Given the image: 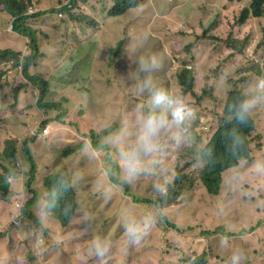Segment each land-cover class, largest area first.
<instances>
[{
  "label": "rangeland",
  "instance_id": "374dc122",
  "mask_svg": "<svg viewBox=\"0 0 264 264\" xmlns=\"http://www.w3.org/2000/svg\"><path fill=\"white\" fill-rule=\"evenodd\" d=\"M110 1L55 0L53 5L47 1L41 12L43 16L30 20L31 25H40L42 32L50 34L42 35L37 42L41 53L36 68L30 69L33 79L30 82L49 84L44 99L46 104L55 107V101L59 102L62 96L74 99L72 108L67 109L63 117H59L57 109H35L37 94L26 85L22 99L17 102L12 86L22 79L17 71L8 73V65L0 68L4 70V74H0V154L7 151L4 143L7 139L15 140L16 164L26 172L30 166L22 142L31 140V133L37 130L38 136L28 144L35 165L29 187L36 194L35 202H42V184L49 174L64 175L67 179L76 175L84 177L91 167V177L98 183L100 173L93 166L104 152L96 149L97 144L104 141L111 145L131 130H141L142 122L125 121L129 115L126 110L129 100L119 107L110 106L101 102L96 94L94 83L97 82L108 91L119 89L113 80L91 78L92 73L110 74L114 65L128 78L134 76L137 84H131L125 90L136 100L139 92L148 95L142 97L151 111V90L155 88L166 90L190 107L197 101V105L191 107L193 116L183 125L178 127L168 123L160 130L156 150L140 154L134 173L125 168L120 152H113L120 165L119 177L131 186L132 195L150 198L166 189L178 165L195 156V152H190L193 134L194 138H199V133L205 132L201 127H218L230 101L226 100L227 96L231 97L229 90L236 89V83L242 78L246 79L240 83L241 94L251 105L247 114L254 120L249 139L251 155L223 173L217 196L209 195L198 181L185 187L176 199L171 198L159 207L160 215L167 216L175 230L181 232H163L154 225L157 211L149 217L152 208L144 210L118 191L94 198L82 183L85 191L79 205L84 211L78 208L71 216L62 232V238H66L64 242L56 246L38 231L18 236L24 228L21 226L0 250V264H34L29 258H34L37 264H67L78 251L91 258V264H191L193 253L200 255L204 251L207 253L206 264H232L237 253L240 254L238 264H264V88L257 87L264 80V74L262 78L258 77L259 74L250 69L255 64L251 62L252 57L255 61L261 58L255 49L264 44V15L249 18L243 26L221 22L215 29L206 22L203 27L209 41H202L199 36L203 31L199 27L192 31L179 22L186 7L193 9L191 14L202 7V4L194 5V0H145L140 8H135L136 15L127 9L114 18H109L106 13ZM227 4L226 0H213L209 7L220 10ZM82 18H91L94 27L79 22ZM138 19L143 22L135 31L132 24ZM129 24L131 29L126 32ZM107 27L111 28L108 40L103 36ZM225 27L232 36L218 46L210 36L225 37ZM116 29L118 34H115ZM3 35L4 39L1 38ZM193 40L199 42L190 50L194 60L187 70L195 78L193 95L196 100L189 95L182 96L177 89L179 85L172 82L179 67L173 54ZM11 43L5 29L0 27V51L12 46ZM97 47L100 48L98 52ZM261 54L262 60L258 61L257 67L264 73V46ZM145 65H149L148 71L144 70ZM145 81L150 82L148 88L141 87ZM62 87L68 91L61 94ZM83 87L86 92L81 91ZM121 91L122 87L118 93ZM79 103L83 112L80 116L76 108ZM155 111L162 112L163 109L156 108ZM168 119L170 121V117ZM44 120H48V124L38 131ZM43 130H48V134L41 137ZM78 142H82L92 156L84 155L79 161L76 153L70 152L69 166L63 174L61 170L67 164L61 150L65 146L73 148ZM201 166L203 163L199 164ZM11 169L12 164L0 162V174ZM26 179L21 181L23 185L20 182L14 185L8 199L0 197V230H6L11 220L7 203L15 202L19 206L29 196L24 186ZM149 220L156 229L150 240L141 238L135 245H130L123 224L134 221L146 225ZM219 228L236 236L226 241L219 234H207ZM153 237L156 239L152 241ZM82 239V245L74 248ZM96 239H103L110 245L104 257H96L90 250ZM3 243L0 242V246Z\"/></svg>",
  "mask_w": 264,
  "mask_h": 264
},
{
  "label": "trees",
  "instance_id": "16d2710c",
  "mask_svg": "<svg viewBox=\"0 0 264 264\" xmlns=\"http://www.w3.org/2000/svg\"><path fill=\"white\" fill-rule=\"evenodd\" d=\"M70 2H74L75 0H69ZM213 0H194V5L202 4V7L198 10H194L195 14H191L190 11L193 9L190 7H186V13L179 20L180 23L184 25L185 28H191L193 31L195 27H199L203 33L199 36L202 41L207 40L205 37V27L203 24L207 22V24L213 26L215 29L217 25L221 22L227 25V23H231V25L243 26L245 22L249 18L257 19L264 15V0H229L226 6H223L220 10H212L209 6ZM145 0H120L114 1L113 7V17L119 16L127 9H129V13L136 15L135 8H140L144 4ZM47 4L45 0H0V27H8L9 22L11 21L12 31L11 37L14 39H20L22 42V48H4L0 51V61H4L7 57V61H12L17 66L22 63V74H27L29 65L28 60H31V67H35V60L39 56L38 47L36 45V35L35 32L31 28V22L29 17L26 15L27 8L37 6L40 10L43 9ZM62 10H68L66 8H62ZM52 13V12H51ZM198 14V16H196ZM43 16L41 12H37L31 15L33 19ZM76 20V19H74ZM79 22H86L87 26L94 27L95 22L91 18H82L79 19ZM142 19H138L136 23L132 24L133 30H138V24L142 23ZM37 31L41 35L49 36V33L42 32L40 25H35ZM40 27V28H39ZM66 27H70L67 25ZM54 29V25H52ZM110 27H107L103 33L105 39L111 38ZM131 29V25L129 24L126 32H129ZM226 31V27L224 28ZM81 32H85L84 29H81ZM115 34H118V30H115ZM232 32L226 31L225 37L214 35L210 36L211 40L218 44V46L223 43L222 41L227 38H231ZM209 41V40H207ZM199 40L190 41L188 44L178 49V51L173 54L174 59L179 63V67L177 72L172 78V82L174 80L173 85H179L177 89L181 91L182 96H192L197 99L193 95V89L195 85V78L191 74L189 70H187V66H189L194 57L190 54V50L197 44ZM16 40H12V44H17ZM264 44L257 47L255 50L257 51V56L260 55L261 58L258 61L262 60L261 50ZM230 47L233 48V43H230ZM99 47H97V52L99 51ZM243 48L241 49V51ZM23 55L24 58L20 61V56ZM32 55V56H31ZM255 61L252 57L251 62L255 63L250 66V69L259 74L258 77H263L264 73H261V70L257 67L260 63ZM30 67V68H31ZM261 73V74H260ZM0 74H4V70L0 69ZM32 76V75H30ZM92 79H106L108 81L113 80L117 87L127 88L131 84H137L134 79V76H128L126 74H122L120 70L111 71L110 74L106 75L104 73H92ZM246 78H242L239 82L236 83V89H230L229 93L232 96V99L228 102L227 108L223 112L222 119L223 121L218 125L217 128L212 127H201L200 129H204V133H199L201 136L198 138H194L193 134V147L190 152H195V156L189 158V162L184 161L180 163L175 171V176L173 180L168 184L166 189L168 191L178 190V192L173 195V199H176L183 189L192 183L198 182L202 187L205 188L206 191L211 193L213 196H217L220 192V183L222 180L223 173L238 164L239 161L243 159H247L251 155V149L249 147L250 136L254 130V120L251 116L245 113V120L241 122L237 119V112L240 109L241 105L246 102L244 95L241 94V81H244ZM33 79L29 77V83L33 84L37 91V107L44 110L49 109H57L59 111V117H63L66 113L67 109L72 108L74 99L69 97H64L59 100V102L54 103L55 107L52 104H46L45 94L48 90L49 84L45 81H39L36 85L32 83ZM94 87L97 89L96 94L101 102L110 106H121L126 100L130 102L139 104L146 108L148 113L151 111L148 109L147 104L143 101V97H147L148 95L143 92L137 93V100L131 98L129 94L124 91L118 93L119 89L108 91L105 87H102L98 82L94 83ZM85 91V88L83 87ZM66 87L61 88V94L67 92ZM86 92V91H85ZM143 103L145 105H143ZM80 108L81 104H77ZM197 101L191 105V107L196 106ZM118 106V107H119ZM77 107V106H76ZM128 109H131L132 106L128 104L126 106ZM82 112V107L80 110ZM125 121H130V115L127 116ZM48 124V120H44L39 126L38 131H41L45 125ZM212 128V129H211ZM203 134V135H202ZM209 135V137H208ZM208 137V139H207ZM207 139V140H206ZM8 141L4 142L7 144V151L0 154V162L3 160L7 163H12L16 159V141L12 139H7ZM28 142H31L28 139H25L22 142L23 152L26 156L27 162L31 166L30 174L32 175L34 172V160L31 156V153L28 149ZM200 143L198 149L196 151L197 144ZM81 146L80 144L77 145ZM76 147V148H77ZM76 148H71L70 146H65L61 150L67 165L63 167L61 172L64 174L68 165V158L70 157V152H75L81 161L84 158V155L79 154ZM96 149L99 152H105L99 161L94 163V168L97 170V173H100V179H98V183L95 182V178L91 177V167L85 171L84 177L73 176L71 179H67L61 175H53L50 174L45 179L42 184L43 196L41 200L44 203V206L41 208V205L36 201V194L34 191L28 188V192L30 193L24 201H21L18 209L15 208V202H8L7 207L9 208L8 217H11V220L6 228V230H0V242H3V245L0 246V250L2 247L10 242L11 236L15 233V230H20L21 226L24 228L18 233V236L27 234L31 231H38L41 236L46 237L51 242L55 243L56 246L58 243H62L66 240V238H62L63 229L66 228L68 221L71 216L80 208L84 211L83 207L79 205V199L82 197L85 188L81 185L84 183V187H87L92 192V197L104 196L107 192H120L122 196L127 197L132 204L141 206L142 209L152 208L149 213V217L153 215L154 211L159 209L158 206L153 204V200L151 198H141L137 195L131 194V186L126 182L120 179L119 177V164L117 162V158L113 154V151L117 149V145L115 143L109 145L108 143L101 141L97 144ZM203 163V166L199 167V164ZM85 168L87 166L83 165ZM98 166H108L106 172H102L98 169ZM32 179L28 181L27 185L29 186ZM0 190H3L5 193L4 199H8L10 193L7 191V187L4 185L2 179L0 178ZM41 208V209H40ZM153 220V218H152ZM152 220L147 222L146 230H144L141 238L146 241L150 240V237L154 234L156 230L152 226ZM144 225V224H143ZM154 225L159 226L163 232L177 231L181 232L182 230H175V225L170 222L167 216L155 214L154 217ZM53 227V229L51 228ZM192 228H187L186 230H191ZM79 234V233H78ZM210 235H221V237L226 240L229 238H233L232 236H236L234 233H227L224 229L219 228L217 230H212L207 232ZM17 235V234H16ZM156 238L153 237L152 241ZM82 240L77 242V245L74 246L76 248L78 245H82ZM227 241V240H226ZM228 247V244H227ZM215 250V248L212 246ZM73 257L67 264H89L91 258H89L83 252H75L72 255ZM207 253L204 251L200 255L193 253V260L191 264H206ZM29 261L35 263L36 260L34 258H29ZM77 261V262H76ZM43 263V262H42ZM40 263V264H42ZM136 264H138L136 262Z\"/></svg>",
  "mask_w": 264,
  "mask_h": 264
},
{
  "label": "clouds",
  "instance_id": "9594fccd",
  "mask_svg": "<svg viewBox=\"0 0 264 264\" xmlns=\"http://www.w3.org/2000/svg\"><path fill=\"white\" fill-rule=\"evenodd\" d=\"M45 1H49L53 5L55 0H45ZM114 1H117V0H111L109 7L106 11L107 16L109 18H114L113 17ZM121 1L122 0H120V2ZM226 1H227V3L229 2V0H226ZM43 9L40 10L37 6L29 7V8H27L26 15L29 17L30 20H32L33 18L31 17V15L34 13H37V12H42ZM11 21H12V19H11ZM11 21L9 22V25L7 28L6 27H3V28L5 29V33L9 36V39L16 40L18 43L15 45L11 43L12 46H10L9 48H12V47L22 48L21 40L20 39H14L11 37V34L13 33ZM31 28L35 32L36 45H37V42L40 40V38H42V35L37 31L35 25L34 26L31 25ZM4 37L5 36L3 35L1 38L4 39ZM37 47H38V45H37ZM40 53H41V51L38 47L37 56L40 55ZM8 58L9 57H7L4 61H0V68L4 67L5 65H8V73L12 74L14 71H17L18 77L22 79V81L20 80L19 82H17L16 84H14L12 86L13 98L17 102H19L22 99V95L24 94L23 92L26 90L25 85L27 87L29 86L37 94L36 99L34 101V108L40 109L37 107L38 91L33 84L27 82L29 77H31L30 75H32L29 73L30 69H35L36 66L31 67V65H30L31 60L29 59L27 64L31 67V68L29 67V69H28V73L30 75H27V74L23 75L22 74V66H23L22 63H20L16 66L15 63H13L12 61H7ZM23 58H24V56L21 55L19 58L20 61H22ZM37 58H36V60H37ZM36 60H35V65H36ZM151 66L154 67V65H151ZM148 68H149V65L144 66L145 71H148ZM114 70H120V69H118L117 65H114L113 71ZM2 78H4V76H2ZM149 85H150V82L145 81V82H143L141 87L142 88H148ZM257 87L264 88V80L260 81L259 84L257 85ZM81 91L85 92L83 89ZM122 91L127 93V91L125 90V87H123ZM231 99H232V96L231 97L227 96V98H226V100H231ZM150 103L152 105L153 110L150 111L149 113L145 107H143L139 104H136L133 102L128 103L132 106L131 109H128L126 107V110L129 112L130 119L132 121H135L136 123L142 122L141 130H131L129 134H127L124 137L117 139L116 141L113 142L117 145V149L113 152H120V156H121L122 161L124 162L125 168H127L129 170V172H132V173H134L137 169V165L139 162V156L141 153L148 154V153L154 152L156 150V148L158 146L157 145L158 136H159L160 130L162 128H164L168 123H172V124L179 127V126L183 125V123L187 119H189L193 116V110L191 109L190 106L186 105L183 102V100L169 95V93L162 88H155V89L151 90ZM250 106L251 105L247 102L241 105L240 109L237 112V119L238 120H240L241 122H244L245 113L247 112V110ZM76 108H77V113H79L78 116H80L81 108H79L78 105ZM156 108H161V109H163V111L157 112V111H155ZM42 110H44V109H42ZM133 111H134V114H133ZM0 113H2L1 110H0ZM168 117H170V121H169ZM47 134H48V130H47L46 134H43V131H42V134H40V135L42 137V136H46ZM37 136H38V132H37V130H35L31 133L30 139L33 140V138L34 137L36 138ZM28 143H30V142H28ZM78 144H80L81 146L77 147ZM73 148H76L78 150V152H83L82 155H86V157H88V158L92 156L91 152H88V150L84 149L82 142H78L75 145V147H73ZM28 149H29L31 156L33 158L32 150L29 147H28ZM16 152H17V150H16ZM74 154H75V152H74ZM101 156H100V158H101ZM16 157H17V155H16ZM99 159L97 160V162L99 161ZM26 162H27V160H26ZM9 164H12V169L8 170L6 173L0 174V178L2 179L4 185L7 187V191L10 193L12 191L14 185L17 182H20V184L23 185V183H21V181L25 177H27L26 181L24 182V186H26V188H25L26 192L29 193L28 188L32 184V181H31L30 185L29 186L27 185L28 181L31 178V174H30L31 166H30V164L28 163L30 167L26 172L23 169L22 170L19 169V165L16 164V159H15V161H13L12 163H9ZM107 167L108 166H98V169L102 172L108 173L106 171ZM234 167H231V168H234ZM93 168H94V166H93ZM231 168H229V169H231ZM119 169H120V165H119ZM229 169H227V170H229ZM177 192H178V190L168 191L167 189H165L164 191L160 192L157 195L151 196L150 198L153 200L154 205L161 207L167 202V200L173 198L172 196L175 195ZM206 192L209 195H211V193H209L208 191H206ZM5 196L6 195L3 192V190H0V197L4 198ZM211 196H213V195H211ZM39 204L41 205V208L44 206L43 201ZM18 207L19 206L15 204V208L18 209ZM155 214L157 216L160 215V213L158 211ZM122 227H123V230L128 237L129 244L135 245L141 239L144 230H146L147 225H142L140 223L132 221V222H125ZM109 247H110V245L105 240L96 239V240L92 241L91 246H90V250H91L92 254L95 255L96 257H104L105 254L107 253V251L109 250ZM239 259H240V254L239 253L235 254L233 256L232 264H238ZM89 264H91V261Z\"/></svg>",
  "mask_w": 264,
  "mask_h": 264
},
{
  "label": "built area",
  "instance_id": "2783aa9c",
  "mask_svg": "<svg viewBox=\"0 0 264 264\" xmlns=\"http://www.w3.org/2000/svg\"><path fill=\"white\" fill-rule=\"evenodd\" d=\"M47 133V130H43V134H46Z\"/></svg>",
  "mask_w": 264,
  "mask_h": 264
}]
</instances>
